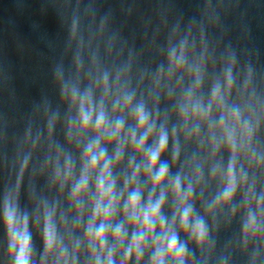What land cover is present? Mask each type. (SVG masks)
<instances>
[{
	"label": "clouds",
	"instance_id": "clouds-1",
	"mask_svg": "<svg viewBox=\"0 0 264 264\" xmlns=\"http://www.w3.org/2000/svg\"><path fill=\"white\" fill-rule=\"evenodd\" d=\"M44 2L54 97L11 114L0 66V264H264V64L232 0Z\"/></svg>",
	"mask_w": 264,
	"mask_h": 264
}]
</instances>
